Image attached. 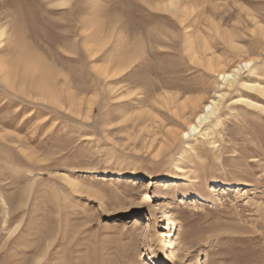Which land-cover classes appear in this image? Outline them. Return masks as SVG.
Masks as SVG:
<instances>
[{
  "label": "rangeland",
  "instance_id": "rangeland-1",
  "mask_svg": "<svg viewBox=\"0 0 264 264\" xmlns=\"http://www.w3.org/2000/svg\"><path fill=\"white\" fill-rule=\"evenodd\" d=\"M63 1L0 0V264H264V0Z\"/></svg>",
  "mask_w": 264,
  "mask_h": 264
},
{
  "label": "bare ground",
  "instance_id": "bare-ground-1",
  "mask_svg": "<svg viewBox=\"0 0 264 264\" xmlns=\"http://www.w3.org/2000/svg\"><path fill=\"white\" fill-rule=\"evenodd\" d=\"M70 3V0H64L63 1V5H67V4H69ZM163 3H164V7H165V9L167 10V11H175V13H176V10H178L180 7H179V0H164L163 1ZM185 5V4H184ZM187 7V6H186ZM162 9V8H161ZM184 10V9H183ZM187 10V9H186ZM179 11V10H178ZM186 12V11H185ZM179 13V12H178ZM181 13V12H180ZM176 16V15H175ZM184 21H186V20H184ZM181 23H183V20H182V22ZM185 24V23H184ZM7 34H8V31H7V28L6 27H3V28H1L0 29V39L1 40H3L2 38H4L5 36H7ZM9 35V34H8ZM187 39V38H186ZM1 40H0V43H2L1 42ZM186 45V44H185ZM186 47V46H185ZM184 47V48H185ZM123 49V48H122ZM193 49V48H192ZM192 49H189L190 51L192 50ZM94 51V50H93ZM192 51H194V50H192ZM195 52H196V50H195ZM191 53V52H190ZM197 53V52H196ZM192 54V53H191ZM194 55H195V53H194ZM199 55V54H198ZM200 56V55H199ZM199 56H197V57H199ZM202 56V55H201ZM194 57V56H193ZM192 57V58H193ZM196 57V56H195ZM203 57V56H202ZM201 57V58H202ZM114 58V57H113ZM130 59H131V55H130V57H129ZM28 59V58H27ZM26 59V60H27ZM132 59H133V57H132ZM200 59V58H199ZM25 60V58L21 61V62H23ZM209 60V59H208ZM29 61H32V60H29ZM118 61V60H117ZM129 61H130V63H131V60H128V63H129ZM214 61V60H213ZM212 60H211V62L212 63H210V60H209V64H210V66L212 67V65L214 66L215 64H213L214 62H213ZM26 62V61H25ZM24 62V63H25ZM200 62V61H199ZM29 63H32V62H29ZM29 63H27L26 65H27V68L29 69V66H28V64ZM36 63V62H35ZM114 63H116V62H114ZM5 64V63H4ZM22 64V63H21ZM117 64H119V62L117 63ZM30 65V64H29ZM33 65V64H32ZM35 66H36V64H34ZM43 65V64H42ZM124 65V64H123ZM251 65V62H249V61H245V62H243L242 61V63L240 62V64L239 65H237V66H235V67H233V68H231L230 70H221V71H219V75L222 77V79L224 80V85L228 88V89H233L234 87H235V85L239 82L238 81V75L245 69V68H248L249 66ZM12 65H10V66H8V67H11ZM17 66H18V63H17ZM21 66V65H20ZM22 66H23V64H22ZM117 66V65H116ZM126 66H127V64H126ZM208 66V65H207ZM4 67V66H3ZM12 67H14V65L12 66ZM12 67H11V69H12ZM119 67V66H118ZM118 67H117V69H118ZM131 67V66H130ZM209 67V66H208ZM211 67H209V68H211ZM215 67V66H214ZM214 67H212L213 69H214ZM19 68V67H18ZM21 68V67H20ZM25 68L26 67H24V69L22 70V71H24L25 72ZM37 68H38V64H37ZM43 68H44V66H43ZM50 68V67H49ZM119 68H121V67H119ZM125 68V67H124ZM6 69V68H5ZM4 69V70H5ZM14 69H17L16 68V66H15V68H13V70ZM33 69H36L35 67H33ZM39 69H40V67H39ZM38 69V70H39ZM108 69H110V68H108ZM116 71H117V69L116 68H114ZM122 69H123V67H122ZM130 69V68H129ZM220 69H222V68H220ZM20 70V69H19ZM30 70V69H29ZM47 70V69H46ZM115 70H114V72H115ZM128 70V69H127ZM210 70V69H209ZM18 71V70H17ZM21 71V72H22ZM42 71V70H41ZM119 71V70H118ZM213 71V70H212ZM215 71H216V69H215ZM4 72V71H3ZM10 71H8V73H9ZM13 72V71H12ZM34 72V71H33ZM33 72L30 74L31 76H33ZM38 72V71H37ZM105 72H107V71H105ZM113 72V71H112ZM111 72V73H112ZM124 72V70L122 71V73ZM15 73V72H14ZM27 73H28V71H27ZM27 73H26V76H27V78H28V75H27ZM36 73V72H35ZM42 73V72H41ZM121 73V72H120ZM40 74V73H39ZM114 74V73H113ZM14 75V74H13ZM21 75V74H20ZM41 75H43V74H41ZM44 75H45V73H44ZM114 75H116V73L114 74ZM113 75V76H114ZM119 75V74H118ZM16 75H14V77H15ZM18 76V75H17ZM36 76H37V74H36ZM13 77V78H14ZM22 77V76H21ZM31 78V77H30ZM36 78V77H35ZM34 78V79H35ZM42 78V77H41ZM46 78H49V77H47L46 76ZM12 79V78H11ZM22 79V78H21ZM38 79V78H37ZM43 79V78H42ZM50 79H51V77H50ZM49 79V80H50ZM8 80V79H7ZM18 80V79H17ZM46 80V79H45ZM15 81V80H14ZM39 81V80H38ZM47 81V80H46ZM54 81V80H53ZM11 82V81H10ZM9 82V83H10ZM49 82V81H48ZM52 82V81H51ZM55 82V81H54ZM160 82V81H159ZM246 82V81H245ZM21 83V87L23 88V85H22V82H20ZM27 83H28V81H27ZM50 83V82H49ZM12 83H10V85H11ZM48 84V83H47ZM47 84H43V88L47 85ZM53 84V83H52ZM50 85L51 87H53L54 88V86L53 85ZM38 85L40 86V82L38 83ZM35 86V85H34ZM169 86H170V83H169ZM176 86V85H175ZM244 86H246L248 89H250V90H255V91H257V92H259L263 97H264V84H261V82L260 81H255L254 83H250V82H246L245 84H244ZM13 87V86H12ZM11 87V88H12ZM20 87V86H19ZM37 87V86H36ZM40 87H42V86H40ZM170 87H172V86H170ZM34 88V87H33ZM47 88H49V86L47 87ZM53 88H51L52 90V92H53ZM223 88V87H222ZM37 90V89H36ZM39 90V89H38ZM42 91H43V89H41ZM45 90V89H44ZM46 91V90H45ZM55 91H56V89H55ZM187 91L189 92V91H191L190 90V88H187V86L186 87H184V89H183V93L182 94H180V93H178L177 95H174L173 93H171V94H173V95H167V97H165L164 99H163V101H165L164 103L166 104V106H167V108L170 110V111H173L172 112V114L174 113L175 115H176V117L178 116V117H181V116H183V115H187V111L190 109V108H193V107H195V105H196V103H197V98H187L186 96H187ZM39 92V91H38ZM47 93V92H46ZM53 93H55V92H53ZM58 92H56V94H57ZM161 95V94H160ZM45 96V95H44ZM47 96H49V94H47ZM52 96H55L54 94L52 95ZM227 96V92H225L224 90H219V91H217L216 93H215V96L213 97V98H210L209 99V101L208 102H205L204 103V105H203V108H202V110L201 111H199L197 114L195 113V117L193 118V119H191L190 118V120H188L187 121V126H186V128H187V130H184V131H182V133H181V136L182 137H190L191 136V134H195L196 135V133L198 134V133H200L201 135H202V137L204 136V135H206V133L205 132H207L208 130H210V126H208V127H206L205 129H202V127H203V125L206 123V122H208L213 116H216V120L217 121H219V119L221 118V114H218V113H220V109H221V106L223 105V102H224V99H225V97ZM57 97H58V95H57ZM162 97V96H161ZM45 98V97H44ZM56 97H54V99H55ZM58 98H60V97H58ZM199 98V97H198ZM74 99V98H73ZM57 100V99H56ZM54 101V100H53ZM61 101V100H60ZM60 101L58 102V104L59 105H61L60 104ZM238 101H240V102H243V103H247V104H249V105H251V106H257L252 100H250V99H248V98H246L245 96H240V98H239V100ZM55 102V101H54ZM199 102V101H198ZM160 103V102H159ZM202 103V102H201ZM57 104V105H58ZM162 104V103H161ZM190 113V112H189ZM175 115H173V116H175ZM193 115V114H192ZM153 117V116H152ZM177 117V118H178ZM184 117V116H183ZM179 119V118H178ZM150 121H152V120H150ZM153 123V122H152ZM154 123H156V122H154ZM220 124H221V119H220ZM154 126V125H153ZM205 126V125H204ZM148 127V126H147ZM204 128V127H203ZM154 130V129H153ZM171 137H172V134H171ZM174 137V136H173ZM166 138V137H165ZM175 139V138H174ZM176 139H177V137H176ZM166 146V145H165ZM163 147V146H162ZM163 184H165L164 186H166V188H168V185L167 184H169V182H166V181H164V182H162ZM172 183V182H171ZM170 183V184H171ZM173 184V183H172ZM154 208H155V210L157 211V210H159V206H158V204H155L154 206H153ZM143 229H147V226H143Z\"/></svg>",
  "mask_w": 264,
  "mask_h": 264
}]
</instances>
